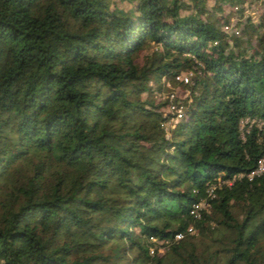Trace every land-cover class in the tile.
<instances>
[{
  "label": "trees",
  "instance_id": "16d2710c",
  "mask_svg": "<svg viewBox=\"0 0 264 264\" xmlns=\"http://www.w3.org/2000/svg\"><path fill=\"white\" fill-rule=\"evenodd\" d=\"M119 1L0 0V264H264V173L207 198L264 152V13L228 35L244 0Z\"/></svg>",
  "mask_w": 264,
  "mask_h": 264
},
{
  "label": "built area",
  "instance_id": "2783aa9c",
  "mask_svg": "<svg viewBox=\"0 0 264 264\" xmlns=\"http://www.w3.org/2000/svg\"><path fill=\"white\" fill-rule=\"evenodd\" d=\"M228 16V19L222 20V26L221 29L228 35L234 34V35H239L240 33V28L237 26L238 22H241L243 18H251L253 22H258L260 19V16L264 13V6L263 4L261 5V0L259 3L255 4L253 0H244V2L240 5H234L233 7L229 8L225 12ZM240 14V18H236L235 14ZM229 43L231 44L232 42L229 40ZM190 77L191 73H184L178 74L174 77L175 81L183 82L185 84H188L190 82ZM171 80L170 79H165L164 78V86L167 84L168 86L170 85ZM172 83V82H171ZM150 86H153V83H149ZM187 92V96H189V92ZM170 97L169 99L171 100V104L169 107H167V111L169 113H172V117L170 118L168 124L171 126H174L175 123H177L183 116V107L182 104L180 103L178 99L174 101L173 95L167 96ZM242 122L248 123L250 120L247 118L243 120ZM241 122V123H242ZM264 173V152L261 155V157L257 161L256 167L248 174H238L235 176L233 179L224 181L222 177L217 176L213 179V181L208 183V188H207V198H213L214 197V191L216 190L217 187H221L223 184L226 185H232L233 181L235 179H240L243 176H246L248 179H252L253 177L259 176ZM206 199H202L192 205V208L190 210V214L193 215L195 218L200 217V211L201 210H208L210 208V203ZM187 233L189 234H194L195 229L191 226L187 229ZM184 237V234L182 233H177L174 235V241L180 240ZM151 241L155 242L156 248L158 250L159 254H162L165 251V248L169 245L170 241L169 240H158L156 238H151ZM154 248H150V252L153 253Z\"/></svg>",
  "mask_w": 264,
  "mask_h": 264
},
{
  "label": "rangeland",
  "instance_id": "374dc122",
  "mask_svg": "<svg viewBox=\"0 0 264 264\" xmlns=\"http://www.w3.org/2000/svg\"><path fill=\"white\" fill-rule=\"evenodd\" d=\"M113 1L117 5V7L120 8V9L128 10L132 6V4L127 2V1H119V0H113ZM184 1H186V0H184ZM259 1L260 0H253V2H255V4L259 3ZM212 4H213V2L210 1V2H208L207 6L209 8H211ZM261 5H262V3H261ZM239 15L235 14V17L236 18H240ZM245 20H246L245 18L242 19V21L240 22V26H242V25L244 26V23L246 22ZM221 26H222L221 24H218L219 28H221ZM263 31H264V29H263ZM254 42L255 41H253L252 43L254 44ZM241 46L244 47L247 50L248 53L251 51L249 49L247 41H246V39L244 37L242 39V45ZM180 74L184 75L183 72H181ZM151 83H153V82L151 81ZM163 84H164V79L161 80V88L157 89L156 85L153 83L152 88L155 89V91L153 92V96H152L153 99L157 100L158 98H166L167 96L173 95V98H179V99L182 100L187 95V92L186 91H182V89L179 88L177 84H172L171 82H170L169 86L167 84L164 86ZM142 97L143 98H147V94L144 93L142 95ZM244 125H245V122H242L241 123V127L242 126L244 127Z\"/></svg>",
  "mask_w": 264,
  "mask_h": 264
}]
</instances>
